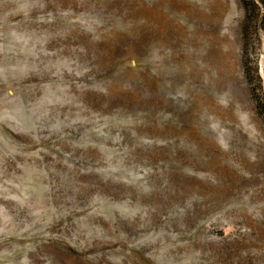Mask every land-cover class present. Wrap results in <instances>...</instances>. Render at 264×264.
Wrapping results in <instances>:
<instances>
[{"label": "rangeland", "instance_id": "rangeland-1", "mask_svg": "<svg viewBox=\"0 0 264 264\" xmlns=\"http://www.w3.org/2000/svg\"><path fill=\"white\" fill-rule=\"evenodd\" d=\"M0 264H264V0H0Z\"/></svg>", "mask_w": 264, "mask_h": 264}]
</instances>
